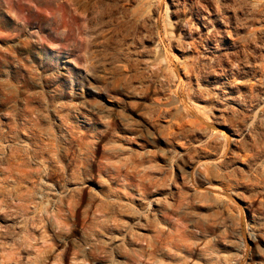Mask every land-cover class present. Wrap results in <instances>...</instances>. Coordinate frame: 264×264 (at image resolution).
Returning a JSON list of instances; mask_svg holds the SVG:
<instances>
[{
  "label": "rangeland",
  "instance_id": "obj_1",
  "mask_svg": "<svg viewBox=\"0 0 264 264\" xmlns=\"http://www.w3.org/2000/svg\"><path fill=\"white\" fill-rule=\"evenodd\" d=\"M0 264H264V0H0Z\"/></svg>",
  "mask_w": 264,
  "mask_h": 264
},
{
  "label": "bare ground",
  "instance_id": "obj_2",
  "mask_svg": "<svg viewBox=\"0 0 264 264\" xmlns=\"http://www.w3.org/2000/svg\"><path fill=\"white\" fill-rule=\"evenodd\" d=\"M215 32V31H214ZM211 39V38H210ZM222 39V38H221ZM213 39H211V41H212ZM214 40H216L215 38H214ZM202 59V58H201ZM200 59V60H201ZM201 67V66H200ZM235 71V70H234ZM203 72V71H202ZM205 72V71H204ZM200 73V72H199ZM209 74H210V72H208ZM207 75V74H206ZM210 76V75H209ZM101 91H103V90H105V91H103V92H107V89H106V86H104V89H100ZM98 93H100V97L101 96H103L105 93H102V92H100V91H98ZM101 111H102V109H100ZM122 110V109H121ZM103 207H105V206H103ZM102 207V208H103ZM106 208V207H105ZM107 210H105L103 213H105ZM102 212V211H101ZM149 215H150V213H149ZM148 215V218L147 219H145V223H143L144 225H145V229L146 230H150V228H152V226L154 225V217L153 216H149ZM156 219V218H155ZM155 223H156V220H155ZM156 225V224H155ZM143 226V225H142ZM144 227V226H143ZM143 229V228H142ZM154 231H156L157 233H155L154 232V235H151V234H149V235H146V234H142V233H138L137 234V237H141V235L140 234H142V236H144V239L142 238L141 240H145L147 243H146V245L148 246V247H154L155 246V243H156V241L158 240V242H160V240L158 239V234L159 233H161L160 231H161V229L159 230H156L155 228H154ZM159 232V233H158ZM146 235V236H145ZM161 236H162V234H161ZM160 238V237H159ZM161 239V238H160ZM161 243V242H160ZM142 248H144V247H142ZM149 250H151L150 248H149Z\"/></svg>",
  "mask_w": 264,
  "mask_h": 264
}]
</instances>
